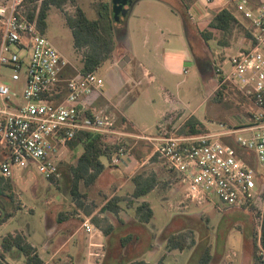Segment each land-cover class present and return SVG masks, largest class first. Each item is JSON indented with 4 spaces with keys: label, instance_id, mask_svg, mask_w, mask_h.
Returning <instances> with one entry per match:
<instances>
[{
    "label": "rangeland",
    "instance_id": "obj_1",
    "mask_svg": "<svg viewBox=\"0 0 264 264\" xmlns=\"http://www.w3.org/2000/svg\"><path fill=\"white\" fill-rule=\"evenodd\" d=\"M105 1L112 2V0ZM92 2L93 0H67L61 7L52 6L46 19L45 35L62 56L78 69H81V53L74 49L72 33L66 24V18L73 16L76 7H80L90 19H95V11L91 8ZM174 8H179L175 0H135L130 9L129 18L127 16L116 23L114 36L116 57L121 60L131 58V61L124 68L113 67L109 61H105L97 71L104 80L103 92L119 84L120 80L122 87L118 93L114 94L112 101L119 102L124 115L132 123L130 131L135 137L158 136V126L163 122L164 113L173 107L180 109L182 121L194 115L212 132L221 130L220 125H224L225 128L235 126L239 114L243 120L249 118L250 105L240 100L237 97L238 94L232 89L227 100L222 103L214 101L212 97L218 85L214 66H223L224 70L228 71L229 63L226 60L232 56L228 53L229 51L220 54L224 48L223 33L216 32L214 46L209 44L206 48L199 31L197 34L194 31L193 35L194 27L189 25L184 27L180 15L175 13ZM234 13L245 27L249 26L240 8H235ZM173 24L176 27L175 30L172 27ZM188 28L191 34L186 32ZM169 29L171 32L168 31ZM173 30L178 31V36L183 38L186 50H189L191 42L197 55L208 57L205 62L197 60L198 64L193 61L186 75L172 70L171 66L163 60L162 54L166 43L174 37ZM126 32H129V42L125 38ZM242 33L244 28L241 25L236 26L230 40L236 41ZM145 41L154 48L159 45L156 52H153L154 59L147 53ZM12 49L16 47L12 46ZM139 63L150 71L155 80L152 83L143 81L141 86L133 88L125 81L135 76ZM72 74L73 69H70V75ZM140 77L141 75L138 78ZM7 84L16 90L21 87L22 81L13 84L8 80ZM165 91L172 101L167 100ZM233 102L238 105H234ZM111 112L110 114L114 115ZM180 126L179 123L175 125L176 128ZM247 136L244 135V137ZM104 139L106 143H115L121 139L123 142L121 144L128 151L127 153H133L127 137L119 136L117 132ZM150 146L153 148V145ZM2 148L0 145V149ZM82 151L80 144L68 145L59 164L60 177L54 181L45 179L34 168L26 171L15 170V185L12 183V190L0 200L10 211L16 209L11 218L0 224V239L9 233L23 231L29 234L28 241L41 250L43 243L47 240L45 224H49L52 220L59 221L60 216L61 218L67 216L72 221L80 220L75 217L78 210L82 212V216H85L84 212L96 209L97 214L94 218L99 219L103 216V219H99L100 225L102 229L107 228L110 225L108 217L112 216L103 211V206L115 197V194L124 199L121 205L126 210V214L122 217L124 219L134 217V211L127 207V200L131 198L133 188L132 180L106 159L103 160L106 162L107 169L92 187L87 188L83 182L80 183V191L86 196L80 199L82 205H77L70 192L72 182L70 169L76 164ZM152 156L153 152L145 165V170L160 174L159 178L162 182L165 180L161 172L162 165L160 162L152 161ZM9 196H13V200ZM141 201L150 203L154 212L153 219L146 224L121 225L119 221L122 220L121 217L114 215L115 226L107 238V246L102 249L105 258L100 264H130L135 260H144L149 264H160L161 261L162 264H198L208 246L211 247V252L215 253L212 264H254L251 245L256 226L249 212L232 211L228 208H225V211H219L211 204L199 206L186 202L183 186L176 180L171 181L165 189L160 187L155 189L147 196L140 198ZM186 228L195 232L197 246L185 251L168 250L166 244L162 243V234L169 235ZM63 231L60 229L57 234H54V240L59 247L65 243V239H70L60 256L66 258V253H70L75 258V263L73 259H68V264H87L88 254L84 247L87 234L79 229L77 223L71 227L70 232ZM102 235L106 237L103 232ZM128 235H131L132 239L123 246V239H126ZM13 254L18 255L23 263L24 256L21 252L17 250ZM41 256L48 258L49 254L41 250ZM12 257L8 253L4 255V261L1 259L0 261L7 264L6 262L12 261Z\"/></svg>",
    "mask_w": 264,
    "mask_h": 264
},
{
    "label": "built area",
    "instance_id": "obj_2",
    "mask_svg": "<svg viewBox=\"0 0 264 264\" xmlns=\"http://www.w3.org/2000/svg\"><path fill=\"white\" fill-rule=\"evenodd\" d=\"M27 1L0 0V178L12 180L16 169L34 168L45 179H57L62 154L76 135L106 138L114 134L115 118L90 107L91 97L102 92L103 78L83 74L62 56L38 26L39 8L34 18L27 16ZM239 3L249 22L247 46L226 60L228 71L214 70L218 87L233 86L250 105L248 120L198 136H178L180 127L168 130L161 123L158 136L147 139L162 167L176 174L186 202L253 216L264 261V3ZM8 80L22 81L21 87L14 90ZM127 152L122 145L111 165L119 166ZM83 225L88 234L96 232L89 220ZM95 257L100 264L104 255Z\"/></svg>",
    "mask_w": 264,
    "mask_h": 264
},
{
    "label": "trees",
    "instance_id": "obj_3",
    "mask_svg": "<svg viewBox=\"0 0 264 264\" xmlns=\"http://www.w3.org/2000/svg\"><path fill=\"white\" fill-rule=\"evenodd\" d=\"M66 1L67 0H28L26 3V14L30 18H34L36 11L39 8L37 14L38 26L45 34L46 19L48 18L51 7H61V5ZM38 2H40V5H38ZM179 2L182 4L184 10L180 13V16L185 26L188 27L191 20L187 12L189 8L187 0H179ZM91 8L95 11V19H90L80 7H76V11L73 16L66 18V24L72 33L74 49L76 52L81 53L80 70L83 74L97 72L105 61H111L116 48L114 40L116 22L113 19L112 3L105 0H93ZM237 25H239L237 18L228 9L221 10L209 23V27L211 29L220 31L224 35L231 34ZM244 33L248 38L249 32L247 29ZM201 35L205 41H208L211 37L210 32H202ZM231 89L238 94L237 97H239L240 100L246 102L237 90L229 84L218 87L213 100L218 103L224 102L227 100L229 93H231ZM165 96L168 101H172L171 98H169V95L166 94V91ZM179 119L180 111H169L164 115L162 124L166 125L168 130H174V127ZM208 133V129L195 116L189 117L176 132L178 136H198ZM74 144H80L83 151L78 157L76 164L70 169L72 175L70 192L77 205L80 206V199L86 196L80 191V183L83 182L87 188L92 187L105 170V165L102 163L101 158L105 157L107 161L111 162L112 156L119 150L122 144L106 143L103 136L90 132H79L70 142V145ZM151 159L152 161L159 162L155 156H152ZM162 168L161 172L165 177V180L162 182L159 178L160 174L156 172H147L145 169L137 173L132 178L134 190L130 194L131 198L127 200V207L134 208L135 219L141 224L150 223L153 219L154 212L148 202H141L134 207V201L147 196L150 192L159 187L165 189L171 181L176 180L178 182L174 172L167 170L165 167ZM49 180L54 181L57 179L50 178ZM1 183L2 178H0V185ZM8 187H10L9 184ZM9 197L13 200V196ZM123 200L124 199L120 197H112L103 206V211H110L114 215H119L122 210L119 203ZM15 209L16 208H14L11 212H5L3 218H0V224L11 218ZM92 221L102 230L105 236H109L113 231V227L111 225L102 229L100 220L97 218H93ZM161 238L162 241L165 242L166 248L170 251L191 250L197 246L196 234L190 228H186L169 235L162 234ZM131 239V235H128L126 239H123V246H126ZM260 245L264 251V216L261 226ZM0 246L4 252H10L13 249H17L24 256L25 264H44V261L37 253L36 248L28 242L27 236L22 233H9L2 238ZM251 252L254 264H264V261L258 254L259 247L256 233L252 240ZM0 259L3 260V256L0 255ZM212 261L213 257L211 255V247L208 246L203 252L198 264H211ZM0 264L4 263L0 261ZM130 264L149 263L144 260H135ZM160 264H162V261Z\"/></svg>",
    "mask_w": 264,
    "mask_h": 264
},
{
    "label": "crops",
    "instance_id": "obj_4",
    "mask_svg": "<svg viewBox=\"0 0 264 264\" xmlns=\"http://www.w3.org/2000/svg\"><path fill=\"white\" fill-rule=\"evenodd\" d=\"M175 1L178 3L179 8L178 9L174 8V11H176L175 13H178L180 15V13L184 11L183 6L179 2V0H175ZM239 1L240 0H209V1H207V0H187V4L189 6L187 12H188V16L190 17V20H191V22L188 25L194 27L193 32H192L193 35H194V31H195V34H197V32L199 31V35L201 37H202V35H201L202 32H210L211 33V37H210V39H208V41H205V39L202 37L203 43L205 44L206 48L209 47V44L214 46L213 44L215 42V35H216L215 33L220 32V31L211 29L209 27V23L223 9H228L236 17V15L234 13L235 8H240V10L242 12ZM247 1L254 6H257L261 3H264V0H247ZM130 14L128 15V18L130 16ZM237 20L239 22V25H241L245 31L247 29V27H245V24H243L238 18H237ZM181 21H182V25L185 27V24L183 23L182 18H181ZM172 27L174 30L176 29V27H174V24L172 25ZM168 31L171 32L170 29ZM173 31H172V35L175 38L173 37L172 40L167 41L166 48L162 54L163 60L165 62H167L168 66H171L170 68H172V70H174L176 72H182L183 74L186 75L188 73L189 67L193 64V61H195L196 64H198L197 60H202V62H205L208 60V57H202L201 55H197V52H195L194 48L192 47L191 42H190V44L188 43L190 45L189 50H186L185 49L186 48L185 42H184L183 38L178 36V31H174V33H173ZM233 31H234V29H233ZM233 31H232V33H233ZM186 32L191 34L190 28H188ZM232 33L228 34V35L223 34L224 37L222 40V43H223L222 45L224 48L221 50L222 52H220V54H222L224 52L227 53L229 51L228 53L234 55L239 50H241L242 48L247 46V36L245 35V33H242L236 41H234V39L230 40L231 39L230 36L232 35ZM125 38H126V41L129 42V38H130L129 32L125 33ZM175 42H176V44H175ZM145 46H146V50H147V53L149 54V56L154 59L155 57L152 56L153 52H156L159 45H157L154 48V47H151L149 45L148 41H145ZM125 59L121 60V59L117 58L116 54L114 52L113 58L109 62L111 63V65L113 67L118 66L119 68H124L127 65V63L131 61V58H127V60H125ZM122 62H123V66H120V64ZM140 75H141V77L139 79L138 77ZM135 76L134 75H133V77L131 76L129 79H127L125 81V83L128 85L131 84L133 86V88H137V87L142 85L143 81H145L146 83H152L155 80V77L151 75L150 71L146 67L141 65L140 63L138 64ZM120 85H121V82L119 80V84H116V86H111V88L107 92L102 91L101 94H94V96L91 97V99H90V107L95 109V110H105L109 114L111 111H113V112H111L114 114L112 116L115 118V127L113 128V132L115 129L116 130L115 132H117L118 135H122L124 137H127L128 141L131 145L130 148L133 151V153L129 152L130 153L129 157L123 159L122 163L119 166H114V167L121 169L122 172L125 173L128 176V178H130L132 180V178L137 173L146 169L145 165L147 164L148 159L150 158V156L152 155V152H153V148H151V146H150V145H152L151 144L152 142L148 141L147 138H154V137H147V136L135 137L131 133L130 127L132 126V123L124 115L123 111L120 108L119 102L113 103V101H112L114 94L118 93V91L121 89L122 86H120ZM217 89H218V85L216 86L212 97H214ZM233 104L238 105L236 102H233ZM175 110L180 111L179 108L173 107L170 110L166 111L164 113V115L169 111H175ZM191 116H194V115L188 116L183 121H182V119H183V116H182L179 119V122L176 123V125L178 123L183 125L184 122ZM197 119L202 123V121L199 118H197ZM237 119H238L237 122H239L240 120H243V117L239 114V116H237ZM207 129L210 133L217 132V131L212 132L208 127H207ZM103 159H106V158L105 157L101 158V161L105 165V170H106L107 165ZM15 179H16V174H14V178L11 181L2 179V183L0 185V198L6 197L7 192H10L12 190V183H13V185H15V183H14ZM8 184L10 187H8ZM133 190H134V185H133L132 191ZM115 196L122 198L121 196H118L116 194H115ZM122 202H124V200L119 203V205L122 207V210L120 211V213L118 215L123 220V222H122V220H119V221H121V225H124L125 223L126 224L131 223L133 225H140L141 223H139L135 219V214H134V217H129V219H124V217H122V215L124 216L126 214V210L121 205ZM141 202H144V201H141ZM141 202H140V199L135 200L134 201V207H136ZM81 205H82V203H81ZM72 206H74L73 203H72ZM129 209L134 211V208H129ZM9 211L10 210L7 209V207L3 203V201L0 200V218H1V216H4L5 212H9ZM234 211H237V210H234ZM238 211H241V210H238ZM105 212H108L112 216L111 218L110 217H108V218H109L110 225L112 227H114L115 226V223L113 222V219L115 217L114 214L110 211H105ZM84 213L86 215L82 216V212L80 210H78L76 212V215H75L76 219L80 218V220H77V221L76 220L72 221L67 216H65V217L63 216L62 218L61 217L58 218L59 220L61 218L60 221L56 220L55 222H53V220H52L49 224H47V223L45 224L47 226V230H46L47 240L45 241V243H43L41 250H44L47 254H49L48 258H43V256H41V250L37 249V247L35 245H33V243L28 241L34 248H36L37 253L41 257V259L44 261V264H57V263L68 264V261H69L68 259H73V261H74L73 263H75V258L70 253H66V258H64V256H60L61 251L67 247L70 239L67 238V239H65V241L63 239V241L65 243H63V245L61 247H59L57 245L58 243H56L54 240V234H57L60 229H62V231L64 230L63 232H65V230L70 232L71 227H73L74 224H76V223L79 225V229L84 230V232L87 234L86 242L84 244V247L86 248V252H87L88 257H89V258L87 257V260H86L87 264H95L97 262V260H96L97 258L95 257V254H100V253L104 255V257L102 258V262L104 261L105 254H104L102 249L104 248V246L105 247L107 246V244H108L107 238L109 236L104 237L102 235V230L98 226H96L92 221L94 216L97 214L96 209H94V210L89 209L87 212H84ZM134 213H135V211H134ZM65 214H67V213H65ZM99 219H103V216H100ZM115 219H117V218H115ZM206 219L208 222L209 221L208 218H206ZM85 220H89L90 223L95 227V229H96L95 233L88 234L85 231V228L83 225ZM20 233H22L23 235H26L27 240H28L29 234L23 233V231H21ZM2 238L0 239V242H1ZM106 241H107V244H106ZM162 243L165 244L164 241H162ZM14 251H17V249H13L10 252H4L0 246V255L3 256V261H4V255L10 253L13 256L12 261H8V262L5 261L7 264H25V258H24V261L22 263L21 258L18 255L13 254ZM90 254H93V255L90 256ZM211 255H212L213 260H214L215 253L211 252ZM73 263H71V264H73Z\"/></svg>",
    "mask_w": 264,
    "mask_h": 264
},
{
    "label": "water",
    "instance_id": "obj_5",
    "mask_svg": "<svg viewBox=\"0 0 264 264\" xmlns=\"http://www.w3.org/2000/svg\"><path fill=\"white\" fill-rule=\"evenodd\" d=\"M134 1L135 0H112L113 19L116 23H119L123 18H127ZM125 60H127V58ZM120 66H123V62Z\"/></svg>",
    "mask_w": 264,
    "mask_h": 264
}]
</instances>
